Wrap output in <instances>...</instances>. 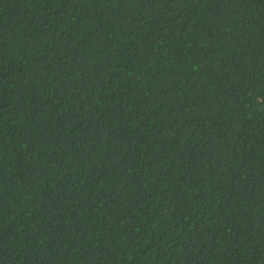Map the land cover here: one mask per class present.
Wrapping results in <instances>:
<instances>
[{"label": "trees", "instance_id": "1", "mask_svg": "<svg viewBox=\"0 0 264 264\" xmlns=\"http://www.w3.org/2000/svg\"><path fill=\"white\" fill-rule=\"evenodd\" d=\"M0 264H264V0H0Z\"/></svg>", "mask_w": 264, "mask_h": 264}]
</instances>
